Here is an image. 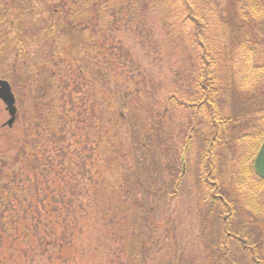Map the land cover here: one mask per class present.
I'll use <instances>...</instances> for the list:
<instances>
[{"label":"trees","instance_id":"1","mask_svg":"<svg viewBox=\"0 0 264 264\" xmlns=\"http://www.w3.org/2000/svg\"><path fill=\"white\" fill-rule=\"evenodd\" d=\"M36 3L27 0L24 6L28 12L35 14L38 7ZM40 3L45 6L44 12L51 14L47 18L48 21L56 17L55 21L61 24L63 22L77 33L75 38L71 37L74 41L84 33H92L95 28L98 32L97 38H88L94 42V47L104 40L111 44L110 37L114 38L119 33H130L148 43L153 37L149 35L145 40L146 34H150L148 32L153 30L157 34L163 33L171 42L173 50L169 51H173V55L167 56V48L161 49L162 56L153 58V64L157 65L156 71H167L169 67L164 63L181 58L183 52H188L184 45H189V52L193 53L192 60L197 63L196 73L193 72L192 77L195 78L192 84L196 91L186 99L191 113H187L185 118L195 123L202 117L204 122L209 123L215 130L213 137L208 138L207 147L203 151L201 184L204 188L221 191L226 189L225 186H229L225 193L218 194L217 191L216 196L213 195L214 199L209 201L213 205H219L227 213L226 222L231 224L240 214L242 217L246 214L245 222L235 230L232 229V224L227 233L241 238L242 245L255 254L253 259L258 264H264V178L260 177L254 168V159L264 141V92L260 105L252 111L247 102L243 105V110L239 109L233 116H227L226 87L234 76L230 77L228 72L226 74L221 70L219 52L213 47L212 38L209 37L212 23L205 12L202 14V10L206 8L218 9L216 25L224 34L220 48L223 49L222 58L230 54L229 49L239 40L236 48L239 53L236 58L238 64L234 73L235 76L239 73L242 75L239 85L243 88L237 97L246 101L247 96L252 97L256 89L250 84L258 79L264 82V48L260 51L257 47L264 45V38L254 39L256 31L258 32L264 24V0H41ZM8 11L9 2L6 12L7 24ZM1 14L4 22V9ZM240 21H260L262 25H259L258 30H253L254 32L249 30L248 37L241 35ZM3 22L1 23L0 15V29ZM243 36L244 39H241ZM118 45L123 46V42H112L111 53L116 52ZM87 46L89 47V44ZM226 47L229 49L226 50ZM130 54V51L122 50L120 60L126 61ZM188 61L189 59H185L183 63L187 69L191 66ZM56 68L57 72L52 77L64 74L58 63ZM155 70H147V73ZM163 72L159 75L147 74L145 78L156 84L155 87L164 93L163 98L156 101L154 109L149 108V118L143 119L144 115L138 114L133 127L128 128L130 133L135 131L139 135L143 132L152 134H144L142 141L137 138L139 150H144L147 155L142 167L138 160L128 159L125 148L120 143L124 141L120 132L124 126L118 121V117H113V108L103 106L99 112L91 111L95 113L94 118L99 117L94 120L86 115L82 116L84 107L78 103L79 112L75 113L71 121L73 130L76 133L86 129L90 136L88 141L81 138L79 143L73 139V145L78 143L74 151L71 148L72 142L69 141L70 136L66 134L73 133L70 124L57 131V115L52 116L56 109L53 102L54 109L50 108L49 122L54 129L39 124L36 130L38 136L35 139L28 133L26 140H20L17 148L13 147L14 151L0 154V264H35L40 258H48L51 262L56 260L61 264H85L76 255L75 248L82 233L80 223L85 216L83 197L90 194L91 197L87 199L98 206L100 192L105 204L110 208V222L129 226L126 228L128 231L119 234L120 238L126 244L129 234L135 236V240L142 243V251H145V240L136 236L139 228L135 226L139 224V215H131V212L137 207L145 206L143 198L138 196V191L150 196H159L164 192L163 187L154 189L156 179L158 185H162L150 165L149 146L164 160L168 152L163 153V142L170 144V135L173 133L171 117L167 114L171 108H177L179 102L185 103L181 101L182 94L176 88L170 89L169 96L163 89L166 88V83L170 88L171 80L180 79L181 74L174 70L171 74L161 75ZM57 85L59 83L53 79L43 82L49 94L58 93ZM113 119L116 123L112 124ZM250 127H254L255 131H247ZM189 128L191 130L193 126ZM97 133V141L94 142L91 135L96 136ZM50 135H57L54 136V141ZM44 137L47 141H44ZM66 137L68 143L65 145ZM102 138L104 142L101 146ZM86 145L93 151H86L84 154ZM190 148L192 158L196 153H200L198 146L187 138L180 147V157L185 165ZM54 149L59 150L60 154L57 163L53 157ZM153 158L154 155L151 159ZM90 169L92 171H89ZM104 171H114L115 176L108 179L104 176L99 178L98 175ZM214 173L218 175L214 176ZM108 181L109 186H106L104 183ZM133 247L134 243L128 244L129 255H132ZM257 251H260L261 257L256 255ZM142 259L145 260L146 256L143 255Z\"/></svg>","mask_w":264,"mask_h":264},{"label":"rangeland","instance_id":"2","mask_svg":"<svg viewBox=\"0 0 264 264\" xmlns=\"http://www.w3.org/2000/svg\"><path fill=\"white\" fill-rule=\"evenodd\" d=\"M30 1L32 2V0ZM33 1L37 2L38 6L35 14L28 12L24 6L27 0H4L3 2V9L6 12L9 2V11L7 28L5 25L3 34L0 33V77L8 79L12 85L16 96L17 110L13 124L9 125L10 114L5 105L0 102V154L14 151L13 147L17 148V143L20 140H26L28 133L35 139L38 136L36 130L39 124L45 128L54 129L49 122L50 108H53V102L56 104V109L53 108L55 112L52 116L57 115V131L69 124L70 129L73 130L71 121L75 113L79 112L78 103L84 107L82 116L86 115L89 119L94 118L95 113L91 111L98 110L99 112L103 106L109 109L113 108V117H118V121L124 126L120 130L124 141L120 143L124 146L128 159L138 160L142 167L147 155L144 150H139L137 138L143 140L144 134L150 136L152 134L143 132L139 135L135 131L130 133L128 128L133 127V122L138 114L144 115L143 119L149 118V108L154 109L156 101L164 96V93L155 87V83L145 78L147 74L159 75L160 72H163L156 71L157 65L153 64L154 57L162 56L161 49L167 48V56L173 55V51H169L172 46L168 37L163 33L157 34L151 30L148 32L150 34H146L145 40L149 35H153L154 38L152 37L148 43L141 41L136 36L133 37L130 33H119L114 38L110 37L111 44L122 41L123 46L118 45L116 52L111 53V44H108L106 40L94 47V42L88 39L97 38L98 32L95 28L92 33H84L82 37L79 36L80 39L78 37L74 41L71 37L75 38L77 33L72 28L67 27L63 22L61 24L55 21L56 17L48 21L50 12H44L45 6L41 5V0ZM217 11V8L212 10L206 8V10H202V14L205 12L208 20L212 23L209 37L212 38L213 47L219 52L221 70L226 74L229 73L230 77L234 76L232 80L228 81L225 99L228 106L227 116L231 117L235 111L243 110V105L247 102L251 106V111L260 105V98L264 92L261 88H264V82L258 79L250 84L256 89L252 97L247 96L246 101L238 98V92L243 88L239 85L242 75L239 73L235 76L234 69L238 64L236 58L239 53L236 48L239 40L232 49L228 47L231 50L230 54L228 53V56L222 58L221 51L223 49L220 48L224 34L216 25V15H219L216 14ZM43 15L45 16L44 20ZM259 25H262L260 21H240L241 35L250 37L249 30H258ZM244 36L241 39H244ZM262 38H264V24L258 32L256 31L254 37L255 40ZM260 45L262 46H257L259 50L264 48L263 44ZM184 46L188 52H183L181 58L177 60L166 61L164 64L168 65L169 69L161 74H171L174 70L181 74L180 79L173 78L171 80L170 88L166 83V88L163 89L169 96L170 89L176 88L182 94L181 101L185 102L183 104L179 102L177 108L172 106L174 108H171L167 114L171 117L170 122L173 125V133L170 135L172 141L169 140L170 144H167L166 141L163 142L164 149L162 148V151L163 153L164 151L168 152L167 156L163 160L160 155L158 156L157 151L149 146L150 165L158 179L160 178L159 184L162 185L159 186L156 179L154 189L163 187L164 192L159 196H154V194L150 196L138 191V196L143 198L145 206L137 207L131 212V215H139V224L135 226L139 228L136 236L145 240V251H142V243L135 240L137 239L135 236L132 237L129 234L126 244L120 238L119 234L128 231L126 228L129 226L110 222V208L105 204L101 192L98 195L100 202L98 206L90 202L87 198H90L91 195L86 194L83 197L85 199L83 211L85 216L80 223L82 233L75 246L76 255L85 264H258L252 257L255 254L247 246L242 245L241 238L227 233L232 224H234L232 227L234 230L237 226H241L247 219L246 214L244 213L243 217L240 214L231 224L226 222L227 213L219 205H213L209 201L211 198L214 199L217 191L218 194L225 193L229 186H225L226 189L221 191L204 188L201 184L200 177L203 174H200V170L204 160L202 158L203 151L207 147L208 138L213 137L215 130L209 123L204 122L202 117H199L195 123H192L189 118H185L187 113H191L186 99L196 91L192 84L195 82V78L192 77L193 72L196 73L197 63L192 60L193 53L189 52V45ZM228 49L226 47V50ZM122 50L131 53L130 58L123 62L120 60ZM257 56H259L258 53ZM185 59H189L188 62H191L188 69L183 65ZM56 63L64 70V74L52 77L57 72ZM147 70L155 71L147 73ZM49 79L59 83L56 86L58 93L49 94L45 90L43 82H47ZM246 88L251 90L250 87ZM88 113L89 115H87ZM98 118L97 116L94 120ZM111 123H116V120L113 119ZM192 126L193 128L190 130L189 127ZM253 128L250 127L247 131L252 129L254 132ZM82 132L75 133L73 130L72 134L75 137L69 132L66 134L70 136V142L75 139L79 143L81 138L88 141L90 133L86 129ZM50 136L54 141V136L57 135ZM97 136L98 133L96 136L91 135L94 142L97 141ZM153 137L157 139L156 135ZM187 138H190L191 143L198 146L200 153H196L192 158L190 148L185 165L180 157V147ZM43 139L47 141L45 137ZM65 140L66 145L67 137ZM106 141L109 146L110 142L108 139ZM103 142L102 138L101 146ZM78 143L73 145L72 142L73 151ZM86 151L92 152L93 149L86 145L83 153L85 154ZM130 151L133 154L129 153ZM53 157L57 160L56 163L60 160L59 150L54 149ZM89 168L90 166H88ZM178 174L181 175L178 177ZM213 175H218V173ZM98 176L99 178L103 176L107 179L113 178L115 172L106 173L104 171ZM104 184L109 186V181ZM262 231L264 232V228ZM115 232L116 234H113ZM131 242L134 243V247L131 251L132 255H129L127 246ZM143 255L146 256L145 260L142 259ZM256 255L261 257L260 251H257ZM35 264L61 263L56 260L51 262L48 258H40Z\"/></svg>","mask_w":264,"mask_h":264},{"label":"water","instance_id":"3","mask_svg":"<svg viewBox=\"0 0 264 264\" xmlns=\"http://www.w3.org/2000/svg\"><path fill=\"white\" fill-rule=\"evenodd\" d=\"M3 99L8 106V110L12 117L9 119L8 124L12 125L15 120L16 106H15V96L12 92L11 85L6 80L0 81V99ZM255 168L259 175L264 177V143L260 152L255 159Z\"/></svg>","mask_w":264,"mask_h":264},{"label":"flooded vegetation","instance_id":"4","mask_svg":"<svg viewBox=\"0 0 264 264\" xmlns=\"http://www.w3.org/2000/svg\"><path fill=\"white\" fill-rule=\"evenodd\" d=\"M3 2L4 0H0V12L3 11ZM6 13V12H5ZM6 15V14H5ZM4 15V22H3V15L1 14V23L3 22V26H1V29H0V33L3 34L4 32V29H5V25L7 26V19H6V16ZM7 28V27H6ZM3 30V31H2Z\"/></svg>","mask_w":264,"mask_h":264}]
</instances>
